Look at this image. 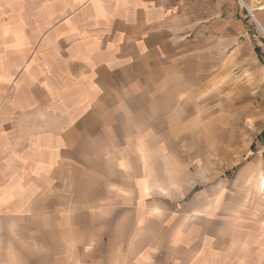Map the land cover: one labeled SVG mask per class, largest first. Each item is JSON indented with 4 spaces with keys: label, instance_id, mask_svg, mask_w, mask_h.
<instances>
[{
    "label": "crops",
    "instance_id": "0c3cea01",
    "mask_svg": "<svg viewBox=\"0 0 264 264\" xmlns=\"http://www.w3.org/2000/svg\"><path fill=\"white\" fill-rule=\"evenodd\" d=\"M232 13L0 0V264L233 263L239 236L264 229V110L234 72ZM251 123L241 159L203 145Z\"/></svg>",
    "mask_w": 264,
    "mask_h": 264
},
{
    "label": "rangeland",
    "instance_id": "374dc122",
    "mask_svg": "<svg viewBox=\"0 0 264 264\" xmlns=\"http://www.w3.org/2000/svg\"><path fill=\"white\" fill-rule=\"evenodd\" d=\"M233 1V18H234V32L236 38L241 42L244 41V47L241 52L240 59H234V72L238 73V76L241 78L240 74L242 68L249 70L250 74V87L251 94H254L253 101H251V107L254 106V110L257 107L260 110H264V89L263 86L256 82L257 78L259 79L260 74L264 73V31L260 26L254 21L253 15L249 14L243 7L240 0H230ZM255 13L259 22L264 27V0H244ZM261 7V8H260ZM229 14V12H228ZM248 40L246 41V39ZM258 47L260 50L261 58L257 57L254 53V47ZM256 82V83H255ZM254 83V84H253ZM253 84V85H252ZM252 122V121H251ZM236 127L238 125H235ZM244 131L245 136L237 138L234 140H224V139H208L203 140V145L205 146H217V147H226L227 145L233 144L235 147L234 158L241 159L244 157L245 153L253 152L257 150L256 144V135L257 129L254 123H251L249 134ZM250 159V158H249ZM264 159V155H263ZM263 176V177H262ZM257 181H255V189L253 192H257L258 187L264 189V171L259 172L257 176ZM261 184V185H260ZM263 192V191H262ZM259 195V193H258ZM263 208L258 211H253V214L262 217L264 220V204H261ZM242 240L240 241V249L233 251L232 255L234 261L232 264H264V229H259L257 232H251L248 236H239Z\"/></svg>",
    "mask_w": 264,
    "mask_h": 264
},
{
    "label": "trees",
    "instance_id": "16d2710c",
    "mask_svg": "<svg viewBox=\"0 0 264 264\" xmlns=\"http://www.w3.org/2000/svg\"><path fill=\"white\" fill-rule=\"evenodd\" d=\"M255 51L260 54V50L257 46L255 47Z\"/></svg>",
    "mask_w": 264,
    "mask_h": 264
},
{
    "label": "water",
    "instance_id": "95a60500",
    "mask_svg": "<svg viewBox=\"0 0 264 264\" xmlns=\"http://www.w3.org/2000/svg\"><path fill=\"white\" fill-rule=\"evenodd\" d=\"M245 9H246V11L250 14L249 10H248L247 8H245Z\"/></svg>",
    "mask_w": 264,
    "mask_h": 264
},
{
    "label": "bare ground",
    "instance_id": "6f19581e",
    "mask_svg": "<svg viewBox=\"0 0 264 264\" xmlns=\"http://www.w3.org/2000/svg\"><path fill=\"white\" fill-rule=\"evenodd\" d=\"M247 5V4H246ZM250 12V11H249ZM251 14V13H250ZM251 16H252V14H251ZM254 19V18H253Z\"/></svg>",
    "mask_w": 264,
    "mask_h": 264
}]
</instances>
